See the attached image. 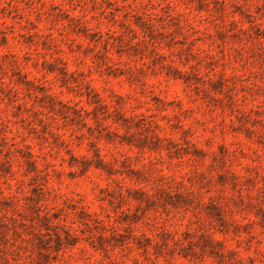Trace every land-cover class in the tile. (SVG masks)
<instances>
[{"label":"rangeland","instance_id":"obj_1","mask_svg":"<svg viewBox=\"0 0 264 264\" xmlns=\"http://www.w3.org/2000/svg\"><path fill=\"white\" fill-rule=\"evenodd\" d=\"M0 264H264V0H0Z\"/></svg>","mask_w":264,"mask_h":264}]
</instances>
